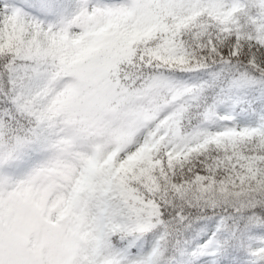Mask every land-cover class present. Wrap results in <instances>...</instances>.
Returning <instances> with one entry per match:
<instances>
[{
	"label": "snow or ice",
	"instance_id": "snow-or-ice-1",
	"mask_svg": "<svg viewBox=\"0 0 264 264\" xmlns=\"http://www.w3.org/2000/svg\"><path fill=\"white\" fill-rule=\"evenodd\" d=\"M0 264H264V0H0Z\"/></svg>",
	"mask_w": 264,
	"mask_h": 264
}]
</instances>
